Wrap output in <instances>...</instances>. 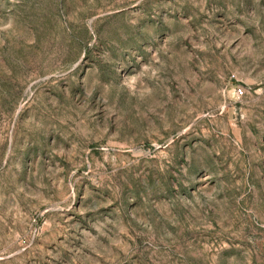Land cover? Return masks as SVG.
I'll return each instance as SVG.
<instances>
[{"label": "rangeland", "instance_id": "rangeland-1", "mask_svg": "<svg viewBox=\"0 0 264 264\" xmlns=\"http://www.w3.org/2000/svg\"><path fill=\"white\" fill-rule=\"evenodd\" d=\"M0 264H264V0H0Z\"/></svg>", "mask_w": 264, "mask_h": 264}, {"label": "built area", "instance_id": "built-area-1", "mask_svg": "<svg viewBox=\"0 0 264 264\" xmlns=\"http://www.w3.org/2000/svg\"><path fill=\"white\" fill-rule=\"evenodd\" d=\"M237 93H238L239 96H241V95L244 94V90H243L242 88H239V89L237 90Z\"/></svg>", "mask_w": 264, "mask_h": 264}]
</instances>
